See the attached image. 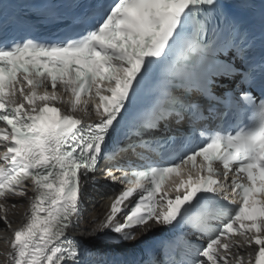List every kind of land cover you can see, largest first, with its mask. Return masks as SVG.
I'll return each instance as SVG.
<instances>
[{
    "label": "snow or ice",
    "instance_id": "6c2138e0",
    "mask_svg": "<svg viewBox=\"0 0 264 264\" xmlns=\"http://www.w3.org/2000/svg\"><path fill=\"white\" fill-rule=\"evenodd\" d=\"M260 18L264 40V0ZM61 23V40H0L3 264H264V47L255 58L233 4L77 0ZM158 68L151 103L130 119ZM221 107L242 118L181 132ZM161 126L170 134L143 138ZM124 152L140 162L118 163ZM101 161L121 189L78 237ZM18 200L28 207L13 228ZM128 245L142 255L121 259Z\"/></svg>",
    "mask_w": 264,
    "mask_h": 264
},
{
    "label": "bare ground",
    "instance_id": "6f19581e",
    "mask_svg": "<svg viewBox=\"0 0 264 264\" xmlns=\"http://www.w3.org/2000/svg\"><path fill=\"white\" fill-rule=\"evenodd\" d=\"M93 201V200H92ZM110 200L106 196L95 197L93 205L90 209V213L84 219V221L80 224V227L74 233L78 237H84L87 235L85 229L92 228L95 225L91 222L92 217L102 218L104 213L109 207ZM17 208L8 212L9 218L12 220L13 228L18 227L20 223L23 222L24 212L27 210V203L17 201ZM5 225L2 221H0V264H3L5 260V253L10 251V245L4 242L3 238H10L11 232L4 230Z\"/></svg>",
    "mask_w": 264,
    "mask_h": 264
}]
</instances>
